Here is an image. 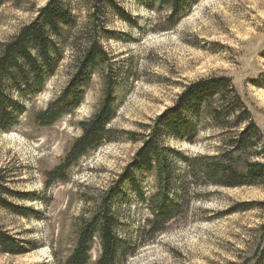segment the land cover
I'll return each mask as SVG.
<instances>
[{
	"label": "rangeland",
	"instance_id": "374dc122",
	"mask_svg": "<svg viewBox=\"0 0 264 264\" xmlns=\"http://www.w3.org/2000/svg\"><path fill=\"white\" fill-rule=\"evenodd\" d=\"M62 1L85 27V0ZM47 2L6 0L0 9V44L30 24ZM117 2L136 20L130 25L110 11L103 21L111 33L103 46L117 80L119 108L111 128L119 132V140L83 158L68 182L47 188L46 173L60 165L82 135L80 124L92 118L103 99L104 85L95 75L74 114L49 128L35 125V114L46 110L68 84L73 54L67 52L45 93L28 106L22 125L10 133L0 130V184L11 190L7 200L19 210L0 207V228L27 243L25 254L0 255V264H63L74 248L78 219L90 216L101 193L141 147L126 134H144L192 82L230 77L264 134V0H194L190 13L168 31L161 15L134 0ZM210 137L202 133L192 146L169 140L168 146L187 156L213 155L218 142ZM144 187L147 192L148 182ZM192 190L194 201L186 216L153 242L137 239L136 256L127 264H256L254 253L264 241V186ZM122 214V236L138 238L148 209L133 196ZM98 256L96 243L92 261Z\"/></svg>",
	"mask_w": 264,
	"mask_h": 264
},
{
	"label": "trees",
	"instance_id": "16d2710c",
	"mask_svg": "<svg viewBox=\"0 0 264 264\" xmlns=\"http://www.w3.org/2000/svg\"><path fill=\"white\" fill-rule=\"evenodd\" d=\"M134 1L150 13L161 15L163 29L167 31L176 27L195 3L194 0ZM5 2L0 0V9ZM85 5L88 11L85 27L78 23L75 10L65 2L48 0L30 24L0 44L2 132L10 133L22 125L29 114L28 106L45 93L67 52L73 54L68 84L46 110L35 114L37 127H52L74 114L83 104L95 75L104 85L100 106L91 119L80 124L81 137L74 141L60 165L46 173L47 188L68 182L70 172L83 158L119 140V132L111 128L119 103L113 60L103 46L111 33L103 21L110 11L130 25L136 20L117 0H85ZM145 130L144 134H126L141 147L108 190L101 193L90 216L84 213L78 219L75 245L63 264H127L136 256L137 239L153 242L186 216L194 201L192 189L264 186V134L230 77L215 75L190 83L174 106ZM202 133H211L209 139L218 142L213 155L187 156L168 146L169 140L197 145ZM145 182L149 186L147 192ZM9 195H13L11 190L0 184V207L19 213L7 200ZM133 196L150 213L136 239L126 233L122 236L125 232L122 209L130 205ZM33 214L41 219L40 213ZM96 243L99 256L93 262ZM261 244L254 253L256 264H264V241ZM26 252V242L16 240L0 228V255Z\"/></svg>",
	"mask_w": 264,
	"mask_h": 264
}]
</instances>
